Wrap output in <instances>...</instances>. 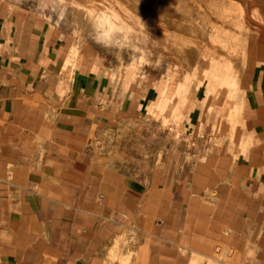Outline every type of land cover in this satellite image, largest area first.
Returning <instances> with one entry per match:
<instances>
[{"label":"rangeland","instance_id":"1","mask_svg":"<svg viewBox=\"0 0 264 264\" xmlns=\"http://www.w3.org/2000/svg\"><path fill=\"white\" fill-rule=\"evenodd\" d=\"M0 4L37 12L56 27L72 71L91 70L104 77L107 95L114 97L107 110L111 117L119 115L108 122L111 130L104 138L109 159L121 160L125 173L149 181L162 179L168 169L165 163L171 162L172 171L182 165L184 177L178 188L185 186L186 193L174 200L184 204L179 206L184 212L172 213V219L180 217V224L167 236L171 253L186 255L187 261L180 264H229L228 250L234 248L237 260L244 233L252 242L259 240L258 246L251 245L253 254L264 256V204H253L250 210L245 205L244 212L235 214L234 234L226 229L231 215H212L206 204L218 185L227 184V174L235 175L236 191H243L250 177L244 157L258 135L250 133L243 99L244 89L264 65V0H0ZM169 109L174 112L168 118ZM201 193L206 195L202 207L194 200ZM144 200L139 199V244L128 248L117 242L122 253L136 255L139 264L147 259L142 247L149 252L142 211L150 207ZM237 202L241 206L243 198ZM199 210L203 213H195ZM152 217L155 227L161 224L162 214L148 219ZM125 235L124 231L122 238ZM160 235V240L166 237ZM151 252L158 253V247ZM126 257L119 264H128Z\"/></svg>","mask_w":264,"mask_h":264},{"label":"crops","instance_id":"2","mask_svg":"<svg viewBox=\"0 0 264 264\" xmlns=\"http://www.w3.org/2000/svg\"><path fill=\"white\" fill-rule=\"evenodd\" d=\"M65 50L56 27L37 12L0 4V264H119L126 253L117 242L128 248L139 244L140 198L150 207L142 211L146 264L185 263V254L171 253L167 246V236L180 224V217L171 215L184 212L179 208L184 204L174 200L186 193L185 186L178 188L182 165L172 171L171 162L165 163L168 169L156 182L125 173L121 160L109 159L104 138L108 122L119 117L107 110L114 97L107 95L103 76L72 71ZM261 65L243 99L250 133L258 135L244 157L250 177L245 189L236 191L235 175L227 174V184L218 185L206 202L212 215H231L228 234L235 233L234 215L244 212L245 205L250 210L264 204ZM173 112L169 109L168 118ZM204 197L201 193L194 200L202 207ZM156 213L162 214L157 227L154 217L148 219ZM243 238L237 260L234 248L228 250L229 264H264V256L251 250L259 240L252 242L245 233ZM155 245L158 253L151 252ZM126 258L128 264H139L134 254Z\"/></svg>","mask_w":264,"mask_h":264},{"label":"bare ground","instance_id":"3","mask_svg":"<svg viewBox=\"0 0 264 264\" xmlns=\"http://www.w3.org/2000/svg\"><path fill=\"white\" fill-rule=\"evenodd\" d=\"M258 35H259V34H258ZM261 35H262V34H261ZM261 37H263V36H260V38H261ZM263 38H264V37H263ZM258 39H259V38H258ZM258 39H257V42H258ZM260 40H261V39H260ZM263 41H264V40H263ZM255 42H256V40H255ZM258 43H259V42H258ZM252 45H253V44H252ZM252 45H251V46H252ZM259 47H260V46H259ZM85 51H86V50H85ZM255 51H256V50H255ZM82 52H83V51H82ZM254 55H255V54H254ZM263 57H264V56H263ZM253 58H254V57H253ZM255 59H256V58H255ZM252 60H253V59H252ZM151 62H152V61H151Z\"/></svg>","mask_w":264,"mask_h":264},{"label":"water","instance_id":"4","mask_svg":"<svg viewBox=\"0 0 264 264\" xmlns=\"http://www.w3.org/2000/svg\"><path fill=\"white\" fill-rule=\"evenodd\" d=\"M231 254H232V251H229V252H228V255L230 256Z\"/></svg>","mask_w":264,"mask_h":264}]
</instances>
